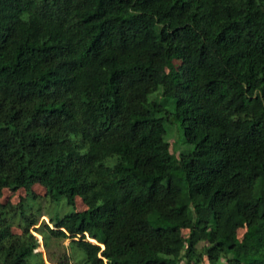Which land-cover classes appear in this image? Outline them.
Instances as JSON below:
<instances>
[{
    "label": "trees",
    "instance_id": "trees-1",
    "mask_svg": "<svg viewBox=\"0 0 264 264\" xmlns=\"http://www.w3.org/2000/svg\"><path fill=\"white\" fill-rule=\"evenodd\" d=\"M34 186L51 264H264V0H0V197ZM24 211L0 264H44Z\"/></svg>",
    "mask_w": 264,
    "mask_h": 264
},
{
    "label": "rangeland",
    "instance_id": "rangeland-1",
    "mask_svg": "<svg viewBox=\"0 0 264 264\" xmlns=\"http://www.w3.org/2000/svg\"><path fill=\"white\" fill-rule=\"evenodd\" d=\"M181 135L173 137V140L177 142V145H181ZM177 157V156H175ZM21 199H25V211L21 218L16 216L13 219V229L15 234H21L24 230L35 236L39 242V248L36 250L37 256L32 258V262H37L41 259L44 264H51L49 258L53 257V260L59 258L63 253L74 254V251L70 247L71 239H66L62 241H56L50 236H46V231L44 230V225L49 228H53L52 220L59 219L64 215H67L72 211L65 200H60L59 202L50 201L45 196V190L39 186H34L29 193L24 190H20L13 193L9 190H3L0 197V204L3 206H16ZM10 208V207H8ZM86 209L85 205L81 202L79 198L76 199L75 211L82 212ZM29 218L31 223L28 228H25L20 221L23 218ZM24 226V227H23ZM44 235H43V233ZM244 229L238 230L239 238H242ZM187 234V232H184ZM47 238V239H46ZM72 264H76L74 260H71ZM184 264V263H181ZM192 264H209L207 257L202 249L196 252L195 258Z\"/></svg>",
    "mask_w": 264,
    "mask_h": 264
}]
</instances>
